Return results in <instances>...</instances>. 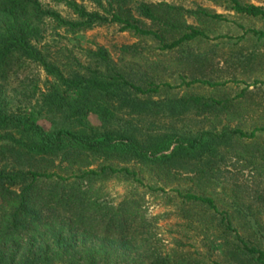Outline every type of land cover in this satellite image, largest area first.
<instances>
[{
    "label": "trees",
    "instance_id": "trees-1",
    "mask_svg": "<svg viewBox=\"0 0 264 264\" xmlns=\"http://www.w3.org/2000/svg\"><path fill=\"white\" fill-rule=\"evenodd\" d=\"M51 1L63 3L75 18L41 0H0V264H174L154 244L140 199L130 194L114 203L103 189L114 177L143 184L147 169L166 178L186 170L192 185L174 187L175 197L210 214L223 233H235L232 253L241 264H264V226L252 205L222 199L219 205L215 196L191 187L210 182V173L239 143V156L263 173L264 117L256 114L250 129L238 123L188 135L144 129L137 118L152 113L168 82H156L145 71L131 75L122 58L114 61L101 45L86 49L82 60L46 42L57 29L77 34L116 23L172 49L207 36L186 16L201 22L222 15L164 1ZM223 1L237 13L264 18L259 5ZM247 32L264 38V30ZM126 53L135 55L137 46L121 45L119 54ZM40 71L53 81L41 86ZM193 82L216 84L196 77L187 84ZM249 92L245 88L239 96ZM173 101L164 105L173 110ZM175 102L229 117L249 110L239 108L241 101L195 94ZM88 113L98 116V128L88 122ZM258 196L264 201L263 193Z\"/></svg>",
    "mask_w": 264,
    "mask_h": 264
},
{
    "label": "rangeland",
    "instance_id": "rangeland-1",
    "mask_svg": "<svg viewBox=\"0 0 264 264\" xmlns=\"http://www.w3.org/2000/svg\"><path fill=\"white\" fill-rule=\"evenodd\" d=\"M140 1H164L188 10L203 7L212 13L221 14L223 18L204 17L198 22L193 15L186 16L187 22L203 27L207 36L172 49H162L157 41L149 37H139L121 30L116 23L96 25L77 34L57 29L56 33L59 34H54L53 38L48 37L46 42L50 49L61 48L65 55L82 60L86 49L101 45L110 51L114 61L122 58L125 69L131 75L145 71L153 75L156 82H168L171 87H162L161 98L155 99L157 104L152 113L137 118V124L144 129L161 132L176 129L187 135L214 125L220 128L226 123L232 126L238 123L250 129L257 120L256 114L264 117V38L247 32L248 29L264 30V18L237 13L223 0H131V4ZM241 1L264 9V0ZM41 2L52 6L66 18H75L72 10L63 3L51 0ZM84 4L89 9L95 8L88 1ZM123 44H135L138 53L120 55L119 48ZM39 77L41 86L45 85L46 79L53 81L44 71L39 72ZM195 77L216 84H187ZM245 88L250 92L239 96ZM191 94L241 101L239 108L243 110L248 107V115L254 113L255 117L249 118L247 113L242 117H229L224 113L202 111L175 102ZM67 95L73 98L75 93L69 92ZM168 99L174 100L173 110L164 105ZM86 117L92 126H100L96 114L88 113ZM260 119L257 122L262 121ZM40 123L47 125L44 121ZM242 145L239 143L232 148L225 160L210 173V182L202 183V187H191L194 191L203 190L215 196L219 205L222 200L250 203L264 226V201L258 196L261 193L264 195V172L259 173L258 167L255 168L239 156ZM260 148L264 152V140L260 141ZM96 164L94 162L93 165ZM173 173L166 178L147 169L141 174L143 184L114 177L103 183V189L114 203L130 194L140 199L148 228L155 235L154 244L168 253L174 264H241L232 253L238 242L235 233H223L216 227L217 220L210 214L198 207L181 203L172 189L176 186L190 187L192 181L184 169L174 170ZM148 185L155 188L150 189Z\"/></svg>",
    "mask_w": 264,
    "mask_h": 264
}]
</instances>
